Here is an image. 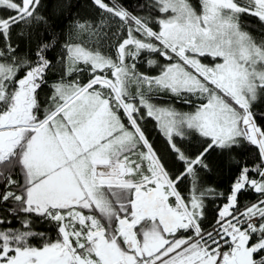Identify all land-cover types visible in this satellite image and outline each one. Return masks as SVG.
Returning <instances> with one entry per match:
<instances>
[{"label":"snow or ice","instance_id":"snow-or-ice-1","mask_svg":"<svg viewBox=\"0 0 264 264\" xmlns=\"http://www.w3.org/2000/svg\"><path fill=\"white\" fill-rule=\"evenodd\" d=\"M92 3L116 28L109 36L104 20L75 22L91 43H65L61 60L65 74L90 77L61 78L42 104L38 90L54 67L45 52L55 38L41 36L49 17L38 11L41 0H0V264H264V124L254 111L264 101V40L241 23L251 15L264 25V0H200V11L190 0H152L138 5L147 16L116 0ZM65 6L56 0L53 14ZM14 34L36 41L34 61L18 58ZM110 39L112 53L102 47ZM142 58L159 74L141 73ZM161 92L194 111L152 103ZM146 118L178 170L146 136ZM191 133L206 141L194 155L176 142ZM244 145L256 147L255 167L232 155ZM213 151L220 159H208ZM218 166L237 175L208 230L205 197L223 194L204 186L201 173ZM248 190L259 199L241 205Z\"/></svg>","mask_w":264,"mask_h":264},{"label":"trees","instance_id":"trees-1","mask_svg":"<svg viewBox=\"0 0 264 264\" xmlns=\"http://www.w3.org/2000/svg\"><path fill=\"white\" fill-rule=\"evenodd\" d=\"M109 2V0H105ZM117 3L122 4L127 7L129 11H133L136 15L147 16L149 11L147 9H142L138 7L139 4L151 3L152 0H116ZM65 7L53 14V7L56 4V0H41V7L38 11L45 16L49 17L51 27L48 29L47 34L44 33V30L41 29V36H44L45 39L54 37L55 46L48 49L45 52L46 57L52 61L53 68L48 72L46 76L47 84L42 86L39 92V99L43 102L46 101L49 95L52 92L53 83L59 81L61 78L65 82H71L78 80L81 84L86 83L90 77V73L87 71L82 72H73L71 75L65 74V65L61 60V56L64 52V44L68 42H78L83 39L85 43H91V39L88 37L87 33L77 36L75 33V22H88L92 25H98L101 20L109 26V36L111 32L115 30L116 23L109 19L107 13H103L99 10L93 3L92 0H64ZM190 3L198 7L200 10V0H190ZM6 15V13L0 10V16ZM158 14L154 10L151 12L152 17H156ZM242 25H245V30L248 31L258 42L264 40V25L260 23L258 18L251 15H244L241 17ZM154 29L156 26L153 25ZM18 31V29L16 30ZM13 44H18L17 55L19 59L28 58L35 60L36 57V48L37 43L35 40L32 42L23 41L17 35H13ZM3 40H0V47L3 46ZM116 43L115 39H110L109 42L102 45L103 50L109 53L115 51L114 45ZM143 56V54H142ZM157 58V57H152ZM130 61V60H129ZM128 61V62H129ZM137 68L141 73L147 75H158V67H149L146 63V59H139L136 61ZM23 73L21 72V75ZM134 87V86H133ZM195 101V104H199V101H196L195 98H192ZM154 104L156 102L167 105V107H173L179 112H192L194 111V104H188L184 102V98L176 97L170 93H158L152 96ZM159 104V103H158ZM254 111L258 116V123L264 124V121L259 120V114L264 112V101L254 106ZM142 127L145 130L146 136L149 138L150 142L153 144V147L157 150V153L162 155L166 165L169 166L170 170H178L182 167L180 164H175L173 160V154L168 149V144L165 136L160 132L159 128L156 125L149 126L146 122V119L141 122ZM176 142L185 148L189 154H196L201 150L204 145L205 138L199 136L198 133H191L187 139L181 140L177 138ZM233 156L238 160H243L250 167H255V163H259L258 160V151L255 146L244 145L239 149H236L233 153ZM209 160H218L220 159V153L218 151H213L208 157ZM255 162V163H254ZM174 165V167H173ZM237 175V170L235 168L218 166L214 168L211 172H202V182L204 186L214 188L217 192L222 193L223 195L218 197L207 196L205 197V218L203 220V226L206 229H210L215 225V221L218 215V211L222 208L223 204L227 202L225 197L229 195L230 188L235 182ZM14 178L22 181V175L17 174ZM259 179V177H256ZM182 194H188V183L187 181L181 185ZM238 199L241 205L256 203L259 199V194L255 193L252 190L244 191L239 194ZM2 214V213H0ZM17 228L20 227L18 221L15 222ZM36 231H46L52 239L56 238V233L50 225L47 224H38L35 228ZM35 246H39L41 241L39 238H36L32 241Z\"/></svg>","mask_w":264,"mask_h":264},{"label":"rangeland","instance_id":"rangeland-1","mask_svg":"<svg viewBox=\"0 0 264 264\" xmlns=\"http://www.w3.org/2000/svg\"><path fill=\"white\" fill-rule=\"evenodd\" d=\"M194 7H195V6H194ZM195 8L197 9V11H200L198 7H195ZM131 62H133V61L130 60L129 63H131ZM202 62H203V63H206V64H212V63H213V61L211 60V58H204ZM158 103H159V105H158ZM156 104H157L158 106L167 107V105H164V106L161 105L160 101H159V102H156ZM146 122H147V124H148L149 126H154V125H156V121L153 120L152 118H146Z\"/></svg>","mask_w":264,"mask_h":264},{"label":"crops","instance_id":"crops-1","mask_svg":"<svg viewBox=\"0 0 264 264\" xmlns=\"http://www.w3.org/2000/svg\"><path fill=\"white\" fill-rule=\"evenodd\" d=\"M152 102H153V100H152ZM161 105H163L162 103H161ZM156 126H157V124H156ZM158 128V127H157ZM22 179H23V177H22Z\"/></svg>","mask_w":264,"mask_h":264},{"label":"bare ground","instance_id":"bare-ground-1","mask_svg":"<svg viewBox=\"0 0 264 264\" xmlns=\"http://www.w3.org/2000/svg\"><path fill=\"white\" fill-rule=\"evenodd\" d=\"M159 105V104H158ZM164 106V105H163Z\"/></svg>","mask_w":264,"mask_h":264}]
</instances>
